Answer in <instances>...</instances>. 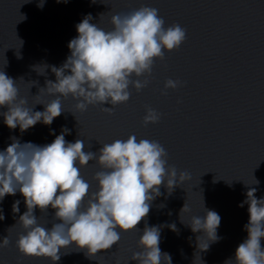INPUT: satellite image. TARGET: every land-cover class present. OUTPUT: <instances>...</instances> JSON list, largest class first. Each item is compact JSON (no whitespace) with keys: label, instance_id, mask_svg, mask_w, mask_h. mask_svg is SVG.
Instances as JSON below:
<instances>
[{"label":"water","instance_id":"95a60500","mask_svg":"<svg viewBox=\"0 0 264 264\" xmlns=\"http://www.w3.org/2000/svg\"><path fill=\"white\" fill-rule=\"evenodd\" d=\"M38 3L0 0V69L16 80L20 96L34 111H43V104L53 99L42 88L46 80H55L51 66L59 67L70 54L67 45L77 35L75 25L88 13L93 23L111 30L113 14L150 5L159 9L165 26L184 27L186 39L157 58L149 84L140 92L131 89L130 99L110 113L100 105L81 112L69 95L62 97L64 111L51 125L37 122L21 133L18 127L9 129L0 116V150L12 143L11 137L21 143H51L62 126L70 129L67 141L82 139L91 151L130 134L157 140L167 150L168 164L189 172L190 178L171 193L161 184L162 194L136 227L162 225L159 247L171 255L172 264H224L233 258L247 236L244 225L249 219L248 204L238 205L246 200L249 188L257 189V199L264 197V0H45L42 8ZM167 78L183 85L162 95ZM145 106L162 114L157 123L144 125ZM3 111L6 108H0ZM98 170L95 161L81 167L93 188ZM17 199L20 212L13 213ZM185 202L191 211L180 215ZM203 205L221 217L220 239L205 251L197 248L200 233L186 224L192 215L204 214ZM0 208L5 216L0 238L7 235L10 240L0 248V264H52L45 256L26 259L16 247L15 240L24 231L17 222L26 211L22 195L6 194ZM54 212L51 207L46 212L34 210L45 227L58 222ZM170 223L177 231L167 226ZM139 236L138 229L123 232L117 244L92 259L83 251L65 248L67 253L54 264H137L128 259L140 250Z\"/></svg>","mask_w":264,"mask_h":264},{"label":"clouds","instance_id":"9594fccd","mask_svg":"<svg viewBox=\"0 0 264 264\" xmlns=\"http://www.w3.org/2000/svg\"><path fill=\"white\" fill-rule=\"evenodd\" d=\"M44 2L39 0L37 6L42 8ZM92 20L88 13L75 25L77 35L67 45L70 54L59 67L51 66L55 80H46L42 89L53 99L43 104V111L29 107L19 94L16 80L0 69V108H6L0 116L9 129L18 127L23 133L37 122L51 125L64 111L62 97L69 95L81 112L90 105H100L110 113L114 106L130 99L131 89L140 92L149 84L157 58L179 48L186 39L184 27L178 23L165 26L159 9L150 5L126 14H113L111 30ZM182 85L179 79L167 78L161 94ZM161 115L157 109L145 106L144 125L157 123ZM69 132V128L62 126L54 140L44 145L21 143L11 137L12 143L0 150V202L6 194L19 192L26 206L17 220L24 230L15 240L18 251L48 257L52 264L67 253L65 248L83 251L92 259L101 250L117 244L123 232L138 229L140 250L128 261L165 264L166 258V264H172L171 255L159 247L162 225L145 224L143 230L136 226L147 216L155 197L162 194L161 184L171 193L177 184L190 178V173L178 172L169 165L167 150L157 140L130 134L91 151L82 139L67 141L65 135ZM50 133H55V129H50ZM90 161L99 165L94 188L81 173V167ZM256 191L249 188L246 200L238 205L248 204L249 219L244 225L247 236L236 247L234 257L224 264H264V197L257 199ZM20 203L19 199L13 202V213L20 212ZM49 207L55 209L53 215L58 222L45 227L34 210L46 212ZM203 208V215H192L186 223L193 233H200L197 248L201 251L220 239L217 229L221 221L215 210L204 205ZM190 211L185 202L180 215ZM4 219L0 208V220ZM167 226L177 231L175 223ZM9 243L7 235L0 238V248Z\"/></svg>","mask_w":264,"mask_h":264},{"label":"snow or ice","instance_id":"6c2138e0","mask_svg":"<svg viewBox=\"0 0 264 264\" xmlns=\"http://www.w3.org/2000/svg\"><path fill=\"white\" fill-rule=\"evenodd\" d=\"M21 256L24 257V258H26V259H27V258H32L31 255L25 256V255H23L22 253H21Z\"/></svg>","mask_w":264,"mask_h":264}]
</instances>
